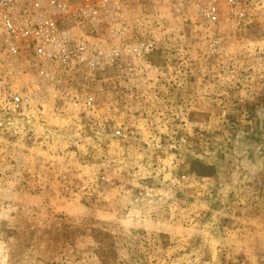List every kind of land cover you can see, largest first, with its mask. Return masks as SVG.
Masks as SVG:
<instances>
[{"label":"rangeland","instance_id":"obj_1","mask_svg":"<svg viewBox=\"0 0 264 264\" xmlns=\"http://www.w3.org/2000/svg\"><path fill=\"white\" fill-rule=\"evenodd\" d=\"M131 6L145 61L0 101V264H264L262 32L217 58L187 2Z\"/></svg>","mask_w":264,"mask_h":264},{"label":"built area","instance_id":"obj_2","mask_svg":"<svg viewBox=\"0 0 264 264\" xmlns=\"http://www.w3.org/2000/svg\"><path fill=\"white\" fill-rule=\"evenodd\" d=\"M133 1L0 0V101L28 106L41 100L45 82L100 83L107 69L145 61L157 45L148 35L151 19L130 16ZM175 1L189 4L212 57L231 59L228 43L258 27L262 35L245 55L264 68V0Z\"/></svg>","mask_w":264,"mask_h":264},{"label":"trees","instance_id":"obj_3","mask_svg":"<svg viewBox=\"0 0 264 264\" xmlns=\"http://www.w3.org/2000/svg\"><path fill=\"white\" fill-rule=\"evenodd\" d=\"M195 173L201 179H208V178H211L213 176L214 171H213V168H211V167H201L200 171H195Z\"/></svg>","mask_w":264,"mask_h":264}]
</instances>
